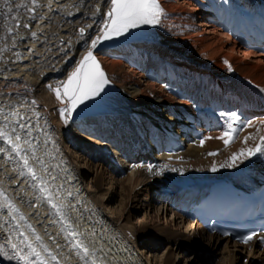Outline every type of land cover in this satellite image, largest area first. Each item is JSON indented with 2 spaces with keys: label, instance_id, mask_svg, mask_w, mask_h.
<instances>
[{
  "label": "bare ground",
  "instance_id": "6f19581e",
  "mask_svg": "<svg viewBox=\"0 0 264 264\" xmlns=\"http://www.w3.org/2000/svg\"><path fill=\"white\" fill-rule=\"evenodd\" d=\"M177 2L160 0L158 23L101 39L93 49L111 0H9L11 12L0 0V264H177L182 255L203 263L264 264V236L232 242L194 224L200 206L220 192L239 193L233 185L246 187V178L249 186L264 183V152L231 159L264 146V0ZM146 42L142 51L135 48ZM89 50L103 62L108 83L101 93L107 95L86 101L79 123L103 146L100 153L69 135L76 108L61 115L71 107L61 85ZM149 68L157 76H143ZM110 73L117 75L113 82ZM136 108L152 113L170 136L181 160L162 166H179L180 173L159 178L139 167L129 177L112 170L106 178L108 165L144 152V121L132 115ZM171 108L180 110L189 136L195 134L183 155L176 150L184 144L179 129L172 131ZM18 113L30 131L11 125ZM31 131L46 156L29 139H16ZM155 202L177 215L163 222ZM142 211L133 223L132 215Z\"/></svg>",
  "mask_w": 264,
  "mask_h": 264
},
{
  "label": "rangeland",
  "instance_id": "374dc122",
  "mask_svg": "<svg viewBox=\"0 0 264 264\" xmlns=\"http://www.w3.org/2000/svg\"><path fill=\"white\" fill-rule=\"evenodd\" d=\"M174 1H175V3H178L177 1H179V0H174ZM180 3H182L181 0H180ZM200 16H201V14L197 13L196 22H199L200 21ZM148 46H149V44L146 42L144 45L136 44L135 45V48L137 50H141L142 48L145 49ZM144 51H145L146 55L148 54L147 55L148 57L149 56L150 57L151 56H154L151 59L154 60L155 57H157L156 60L158 59V56L156 54L154 55V52H151L150 53L149 52L150 50H148V49L147 50H144ZM105 54H103V56ZM100 55H102V53ZM97 61L100 64V66L103 67V62L101 60H99V58L97 59ZM124 68H126V70H127V67L126 66H124ZM144 70H141V72L143 71V73H142L143 76H145V73L147 75L153 74L154 76H157V74L154 71V69H150L149 68V69H144ZM116 77H117V75L115 73L108 74V78L112 82L115 80ZM105 95H107V94L100 93V95H98V96H96L94 98L102 97V96H105ZM86 101H88V100H86ZM84 103L82 105H80L78 108H76L74 117L72 119H70V121L68 122V125H67V127H68V133H69L70 136H72V134H73L75 137H78L79 139L84 140V145H86V147H89L91 149H95L97 153H100L101 152V149H103V146H101V144H99V143H96L95 140L91 139L90 136H87V135H85V134L82 133V131L86 130V125L85 124H80L79 122H82V121L79 118H81L80 115L82 113H84V111L86 110V108L84 106ZM133 111L134 112H132L133 113L132 115L134 116L135 119H142L144 121L143 122L144 124L142 126H143V128L144 127L145 128L142 129V126H141V130H144V135H142V143H143V145H142V149L141 150H143L144 152L139 151L138 156L136 157L135 160H128V161L124 160V163H123V160H120V162H118L117 164L116 163H113V164H111V166L108 165V168H107L108 170L106 171V178H108L111 175L109 173V171H112V170L113 171L115 170V172L116 171L119 172L121 170L122 171V174L124 175V177H126V176L129 177L132 174L131 173L132 170L135 171L139 167H148V171H149L150 175L151 176H157L159 178H161V177H163V178L164 177H167V178L171 177L170 176V174H171L170 170H173L175 173H180V167L179 166H173V167H170V166H162L163 163H165L167 161L174 162L175 159H176V162H174V163L179 164L181 158L180 157L178 158L179 155H177L176 152L172 150V147L174 146V143L170 139V136L167 134V132H165V130H162L160 128V125L157 122L155 116H153L152 113H149L146 110H139L138 108L133 109ZM179 111L180 110H178V109L171 108L170 120H171V122L176 123V125L173 126V129H172L173 133H175L176 131H178V129L180 131L179 133H182L180 135L183 136L181 138L183 140L182 143L184 145H182V147H180V148L179 147L176 148V150H177L178 153L179 152H182L181 154L183 155L189 146H193L194 145L195 141L189 140L190 139L189 137L193 138L194 136H192L191 133H190V136H189L188 130L186 129V127L184 125V123H186V121L184 120V118H182L181 115H179ZM19 114L20 113H18L17 116L14 115L12 118H10L13 123L10 122L11 121L10 119H8L9 122L11 123V125L14 124L15 127H18L19 126V128L23 129L24 131L25 130L30 131L28 129L29 126H26V123H27V122L25 123L26 120L24 121V119H26L27 117L25 115H23V114H20V115ZM166 115L168 116V114H166ZM21 116H22V118H21ZM19 119H21V120H19ZM164 119H165V117H164ZM8 120L5 121V122H8ZM19 121H20V123H19ZM78 126L80 127V129H79V131H76V128ZM33 132L34 131H31L29 133L28 132H24L19 137L20 138H23L24 140H28L29 139V142H31L30 145H33L34 144V146H36L37 153H39V154H45L46 153V150H47V147L45 146L44 143H41L40 137H38L35 134L36 132H34V133ZM33 134H34V136H33ZM145 134H146V137H145ZM75 137H73V139H76ZM68 139H69V136L66 138V140L68 141ZM35 140H37V141H35ZM87 144L88 145H91V146H88ZM145 144H148L151 147H154V150L156 149V152L151 154V153L148 152V150L145 151V148H147V147H145ZM83 150L81 151V153L84 156V159L88 160L89 159V155L86 154V150L85 149H83ZM46 154L43 155V156H46ZM141 154H142V156H141ZM101 155H103V157L105 156V154H101ZM168 167H170V168H168ZM116 168H117V170H116ZM118 168H121V169H118ZM149 168L151 170H149ZM258 168L261 169V167L258 166L257 168H255L254 171L256 172ZM243 181H244L243 184L244 185H247V183H249L251 180L246 178ZM64 192H66V191H64ZM163 195L164 194H162V196ZM154 197H156V195H154ZM162 198H164V197H162ZM153 207H154L153 210L157 209V211L156 210L154 211V214L157 216L158 209L162 208V205H161V203L155 202V203H153ZM164 210L162 208V210L160 212V216L162 217L163 222L165 220H167V218L168 219H171V218L174 217V215L175 216L177 215V212L176 211L175 212H173L171 210L167 211V206L166 205L164 207ZM143 215H144V212L143 211L140 214H138V215L136 213L133 214L132 215L133 216L132 217V222L133 223H137V221L139 219H141L143 217ZM189 222H186V223H189ZM166 247L167 246L164 245V246H161L160 248L156 249L155 250V253H154L155 256L162 255L163 252H164V250L166 249ZM194 262H197V264H216V262H213V261H209V262L207 261L206 263H203L202 261H198L195 258L194 255L193 256H189V255H186V256L184 255L183 256L182 255L181 258L178 260V263L177 264H194ZM239 264H243V261L239 262Z\"/></svg>",
  "mask_w": 264,
  "mask_h": 264
},
{
  "label": "snow or ice",
  "instance_id": "6c2138e0",
  "mask_svg": "<svg viewBox=\"0 0 264 264\" xmlns=\"http://www.w3.org/2000/svg\"><path fill=\"white\" fill-rule=\"evenodd\" d=\"M3 3L8 6L9 12L13 10L9 5V0H3ZM22 6V4L16 5V7ZM163 12L164 9L160 0H111V8L107 13L108 21L105 22L103 36L92 40L91 48L95 49L101 39L107 40L111 39L113 36L122 35L130 28H136L141 24L158 23ZM24 26L28 27V25ZM81 33H83V29H81ZM33 36H35V33H33ZM107 83L108 80L104 71L101 69L93 52L89 50L79 61V64L74 71L68 75L67 80L61 85L63 87V95L71 105V107L66 110H62L61 115H64V111H68L69 113L72 112L86 100L100 95ZM53 91H55L56 96L59 99L61 97L60 89L56 88L53 89ZM232 115L235 116V113ZM0 135H3V133H0ZM224 136L230 137V133L225 132ZM16 139L19 140L20 137L17 136ZM227 143H229V140H225V144ZM201 144H203V140L201 141ZM13 151L18 152L15 145L13 146ZM256 152H264V146L257 145L254 149H249L247 153L241 151L239 154H233L231 159L235 161L237 155H254ZM25 164L27 165L26 159ZM212 170L215 171L216 169L213 168ZM33 178H36L34 173ZM52 207L57 208V205L53 204ZM223 235L228 236L230 233L225 232ZM256 235V232H250L248 235L239 237L238 239H240L242 243H248ZM261 240H264V237H261ZM12 247L15 248L16 246L12 245ZM29 247H31V245H29ZM2 251V248H0V254H2ZM32 251L35 253V249ZM84 252L85 256L89 255L86 248ZM36 255L39 254L36 253ZM92 264H96V261L93 260Z\"/></svg>",
  "mask_w": 264,
  "mask_h": 264
},
{
  "label": "water",
  "instance_id": "95a60500",
  "mask_svg": "<svg viewBox=\"0 0 264 264\" xmlns=\"http://www.w3.org/2000/svg\"><path fill=\"white\" fill-rule=\"evenodd\" d=\"M14 145H12V147H13ZM17 149H18V147H17ZM17 152V151H16ZM18 153V152H17Z\"/></svg>",
  "mask_w": 264,
  "mask_h": 264
}]
</instances>
